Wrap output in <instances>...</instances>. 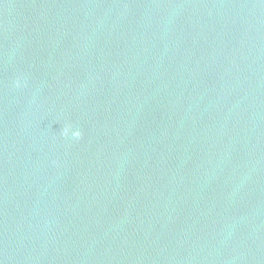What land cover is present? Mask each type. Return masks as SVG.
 I'll return each mask as SVG.
<instances>
[{
	"label": "water",
	"instance_id": "95a60500",
	"mask_svg": "<svg viewBox=\"0 0 264 264\" xmlns=\"http://www.w3.org/2000/svg\"><path fill=\"white\" fill-rule=\"evenodd\" d=\"M0 264H264V0H0Z\"/></svg>",
	"mask_w": 264,
	"mask_h": 264
},
{
	"label": "clouds",
	"instance_id": "9594fccd",
	"mask_svg": "<svg viewBox=\"0 0 264 264\" xmlns=\"http://www.w3.org/2000/svg\"><path fill=\"white\" fill-rule=\"evenodd\" d=\"M16 85L19 86V81L16 82ZM71 135V138L73 139H79L81 137V132L79 129H71V126H65L62 129V134L67 136V135Z\"/></svg>",
	"mask_w": 264,
	"mask_h": 264
}]
</instances>
